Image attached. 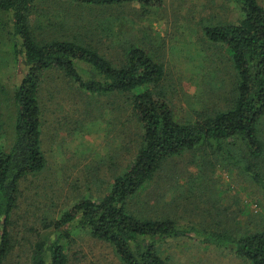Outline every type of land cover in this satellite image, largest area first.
Here are the masks:
<instances>
[{"label":"rangeland","instance_id":"obj_1","mask_svg":"<svg viewBox=\"0 0 264 264\" xmlns=\"http://www.w3.org/2000/svg\"><path fill=\"white\" fill-rule=\"evenodd\" d=\"M258 2L264 6V0ZM161 3L146 10L136 2L99 10L67 0H46L37 4L30 22L44 37L69 39L92 31L93 40L113 59H121V48L129 45L147 50L164 66L162 85L177 120H191L223 104L232 75L227 51L211 43L202 27L236 23L242 13L234 0ZM8 32L6 17L0 13V153L4 154L14 140L15 89L27 72L25 63L15 59ZM40 97L46 166L20 183L9 227L13 250L6 264H32L34 245L56 239L52 228H43L44 221L59 219L83 197L106 194L113 176L131 159L128 145L132 151L135 148L127 139L135 128L126 120L123 97L89 98L57 72L45 73ZM205 152L168 161L132 209L167 215L183 227H224L229 219L227 224H237L243 231L264 228V188L240 168ZM68 232L69 238L61 240L68 264H122L108 244L88 231ZM161 255L167 264H250L226 249L190 238L162 243Z\"/></svg>","mask_w":264,"mask_h":264},{"label":"trees","instance_id":"obj_2","mask_svg":"<svg viewBox=\"0 0 264 264\" xmlns=\"http://www.w3.org/2000/svg\"><path fill=\"white\" fill-rule=\"evenodd\" d=\"M44 1L0 0L15 59L27 66L14 93L13 144L9 153H0V264H6L13 250L9 227L20 183L46 166L40 97L46 72L62 74L89 98L123 97L126 120L136 129L127 139L135 148L132 151L128 145L131 159L113 176L106 194L83 197L59 219L44 221L43 228H52L56 239L34 245L32 264H68L61 240L69 238L71 228L88 231L92 238L108 244L122 264H167L161 255L162 243L184 238L226 249L250 264H264V228L243 231L237 224H227L229 219L223 221L224 227L216 223L221 231L215 229L217 225L212 229L204 224L183 227L167 215L132 209L168 161L199 150L240 168L264 188V6L258 0H234L242 13L236 23L202 27L205 37L228 53L229 89L219 107L179 121L162 85V63L135 44L121 48V59L107 57L86 27L81 36L76 33L69 39L37 35L30 17ZM67 1L99 10L135 2L145 10L162 4V0Z\"/></svg>","mask_w":264,"mask_h":264}]
</instances>
